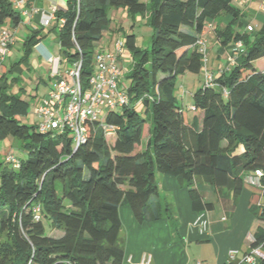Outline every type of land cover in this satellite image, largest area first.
<instances>
[{
	"label": "trees",
	"instance_id": "trees-1",
	"mask_svg": "<svg viewBox=\"0 0 264 264\" xmlns=\"http://www.w3.org/2000/svg\"><path fill=\"white\" fill-rule=\"evenodd\" d=\"M234 1L68 0L65 12H55L56 23L64 20L57 31L60 60L80 64L83 87L111 10L147 16L151 46L140 49L134 34L125 36L133 62L129 103L87 122V141L78 147L69 132L42 133L21 123L28 101L0 88V264H122L120 207L140 225L175 220L160 201L155 173L185 186L196 212L213 208L197 184L208 185L217 201L231 196L233 205L246 174L261 170L264 184V22L242 31L244 14ZM7 20L15 24L19 16L0 0V27ZM207 22L216 25L221 46L240 42L242 50L231 70L192 93L190 118L176 92L182 76L203 69L196 41ZM34 37L24 43L22 62ZM109 126L117 129L107 132ZM14 140L23 141L25 153L14 156L17 166L6 161ZM262 199L249 208L259 223L250 247L263 254L256 264H264Z\"/></svg>",
	"mask_w": 264,
	"mask_h": 264
},
{
	"label": "crops",
	"instance_id": "crops-1",
	"mask_svg": "<svg viewBox=\"0 0 264 264\" xmlns=\"http://www.w3.org/2000/svg\"><path fill=\"white\" fill-rule=\"evenodd\" d=\"M67 3L68 0H26L21 10H15L19 16L18 22L13 24L11 20L5 21L0 28H6L13 33L14 44L10 49L9 56L0 64V80L3 79L7 83L9 75H16L24 69L29 71L33 69L34 75L37 76V70L43 66L47 67L49 74L51 73L54 65L50 63V59H61L60 46L59 42L58 48L46 43L47 37L46 35L42 36V33L44 28H50L49 30H54L57 33L59 25L56 23L54 14L57 11L65 12ZM234 4L244 14V18L241 20V30L244 31L247 26L258 30L264 22V0H235ZM50 16H53V19H50L47 25H44V19ZM109 18V30L105 32L99 44L103 49L113 51L115 40L118 38L125 39L128 34L135 35L137 47L147 49V47H142L144 45L143 39L146 38L142 34H152V29L150 26L149 28L146 27L143 33L142 28L138 29V27H141L143 20L147 22V16L130 17L126 10L115 9L109 12ZM227 21V19L224 20L223 24ZM137 29L141 34L135 31ZM215 29L216 25L214 24V30L204 35L206 53L204 54V66L200 75L193 78L185 77L183 80L179 79L176 95L183 102L182 105L185 109L192 105V93L204 84V68L210 71L216 79L222 73L231 70L237 62V59L234 63L232 62L231 46H221L216 37ZM21 32L26 36V40L31 35L36 36L34 37L35 44L31 48L26 62H22L23 56L19 57L17 52L13 55V51L17 46L15 37ZM25 41H21V46L16 48L23 53ZM33 53L37 55V59L29 62V57ZM16 57L19 58L16 59ZM120 60L121 68L126 72V68L131 67V56L126 50H124ZM33 79H30V82L35 80L41 82L42 80L40 77ZM54 82L51 87H53ZM28 89V83H25L22 88L20 87V90L25 93L28 92ZM18 94L21 93L18 92ZM29 97L36 98V95H29ZM21 98L23 97L21 96ZM41 98H38L37 102ZM188 113V117L191 118L193 113ZM174 179L160 174L158 178L160 183H157V181L156 183L158 192L163 188L175 192V207H171V209L174 208L173 210L176 213L174 217L180 222L177 231L170 228L167 220L140 225L134 220L129 208H119L122 227L120 237L124 242L122 264H228L227 255L230 250L237 252L236 261H240L250 249L246 239L247 235L255 234L259 224L252 216L249 208L251 205H258L263 202L262 194H257L256 190L244 184L236 204L233 205L231 196L225 202L217 201L216 195L208 185L197 184L203 201L212 203L213 208L210 211L196 212L190 202L188 191L179 181H175L177 179ZM201 213L204 214L207 221L206 230L203 232L195 224L198 215ZM54 233L57 234V232Z\"/></svg>",
	"mask_w": 264,
	"mask_h": 264
},
{
	"label": "built area",
	"instance_id": "built-area-1",
	"mask_svg": "<svg viewBox=\"0 0 264 264\" xmlns=\"http://www.w3.org/2000/svg\"><path fill=\"white\" fill-rule=\"evenodd\" d=\"M8 1L16 11L21 10L26 3V0ZM50 19H53V16L44 19V25H47ZM63 23V19L59 20V28ZM213 29V23L207 22L202 35L196 41V47L203 56L206 53L204 35ZM247 30H251V27L248 26ZM13 44V33L6 28H0V64L9 56ZM124 46L125 39L118 38L113 43V51L103 49L101 45L96 48L92 60V73L85 87L80 82L79 63H74L70 69L61 70L59 68L62 62L60 58L50 59V63L54 65L51 77L55 79V82L52 89L37 104L35 113L40 120L37 125L38 130L42 133L69 132L74 144L78 147L87 141V122L98 121L108 111H116L127 106L128 96L126 91L120 88V80L125 74L120 60L125 50ZM241 50L240 42L231 46L233 63ZM203 81L206 85H212L214 82L213 74L205 68ZM116 129V127L109 126L106 131L113 132ZM6 161L17 166V160L12 155H8ZM262 178V171L255 170L246 174L243 182L245 185L260 189L264 194ZM34 215L36 220L39 219L38 208L34 210ZM195 224L201 232L206 230L207 221L203 213L198 215ZM246 239L249 245L255 242L252 234H248ZM236 253L235 250L228 252V264H256L258 259L263 258L260 247H250L240 261H236Z\"/></svg>",
	"mask_w": 264,
	"mask_h": 264
},
{
	"label": "rangeland",
	"instance_id": "rangeland-1",
	"mask_svg": "<svg viewBox=\"0 0 264 264\" xmlns=\"http://www.w3.org/2000/svg\"><path fill=\"white\" fill-rule=\"evenodd\" d=\"M148 15V14H147ZM142 28V33L145 30L146 27L149 28V25L147 22H145L144 20L142 21V25H140ZM50 28H44L43 29V33L42 36L47 37V39L45 40L46 43H50L51 45H53V47H57L58 46V39H57V33L54 32V30H49ZM128 29V28H127ZM138 29L135 30L136 32H138ZM57 30V29H55ZM141 34V32H138ZM148 33H144L142 34L143 37L146 36V38L143 39V44L142 47H147V49H150L151 46V37L152 34ZM26 40V36L21 32V34H17L15 37V41L17 46L15 47V50L13 51V55L18 54L19 57L24 56V53L21 50H17L16 48L21 46V41H25ZM20 44V45H19ZM58 48V47H57ZM19 57H16V59H18ZM34 59H37V55H35L34 53L29 57V62L33 61ZM130 68H126V72L124 74V76H122L121 80H120V88L123 90H127L130 86V79H129V71L132 69L133 67V62L132 60H130ZM73 64L71 63H67L65 61H62L60 63V69L63 70L64 68L66 69H70L72 68ZM23 70V69H22ZM36 73V72H35ZM37 76L34 75V71L33 69L29 70H23L22 72L17 73L16 75H9L7 77V86H5V81L3 79H1L0 81V88H4V91L6 94H15V93H21L20 95L23 97L22 99H25L28 101L29 103V107L27 110V115L23 116V117H18L17 119L27 125V126H37L40 122L39 118L36 115V107H37V99L43 97L46 93H48L51 90V85L54 82V78L51 77V73L49 74V71L47 70V67H41L37 70ZM36 77H40L42 80L41 82L38 81H33L30 82V79L36 78ZM185 77H189V78H193L196 77V75L193 74H186L184 76L181 77V79L183 80ZM18 79V80H17ZM34 80V79H33ZM18 81V82H17ZM181 81V80H180ZM25 83H28L29 85V89L28 92H24L22 90H20V87L22 88L23 85H25ZM199 87V86H197ZM196 89V88H195ZM198 89V88H197ZM29 95H36V98H30ZM179 103L182 105V101L179 100ZM183 106V105H182ZM185 109V107H184ZM186 110V109H185ZM187 111V110H186ZM189 111H187V115ZM103 117V115L101 116ZM10 153L15 156L17 159H24L25 158V153L23 152V141L21 140H14L11 143V149H10ZM3 159V157H2ZM160 174L159 173H155V178L157 183L160 181L158 180ZM175 180V179H174ZM176 182H178V180H175ZM186 190H188L185 186H183ZM249 187V186H248ZM253 190H256L257 194H260L262 191L260 189L254 188V187H250ZM255 192V193H256ZM175 192L173 190H170L168 188H163L161 190H159V198L160 201L162 203H167L170 205V207H175ZM174 208H172V214L173 216H175V210H173ZM170 228H173L175 231L178 230V228L180 227V222L178 219H175L172 223L168 222ZM44 227L46 230H48V223L44 224Z\"/></svg>",
	"mask_w": 264,
	"mask_h": 264
}]
</instances>
